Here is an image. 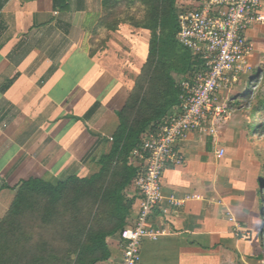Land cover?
<instances>
[{"label": "crops", "instance_id": "1", "mask_svg": "<svg viewBox=\"0 0 264 264\" xmlns=\"http://www.w3.org/2000/svg\"><path fill=\"white\" fill-rule=\"evenodd\" d=\"M104 2L0 0V185L30 177L56 183L100 170L99 159L112 148L118 111L146 63L151 39L150 30L128 23L96 30L107 13ZM200 2L186 3L190 9ZM259 27L264 24L251 29ZM233 88L224 93L229 97ZM201 135L189 133L177 144L186 162L166 168L164 202L151 221L169 233L144 241L140 264H264V223L260 232H248V240L236 234L219 184L207 181L209 169H200ZM218 148L213 153L207 144L202 166L213 154L223 157ZM127 192L137 197L132 220L142 199L134 184ZM14 196L11 189L0 191V212ZM172 196L183 204H172ZM108 244L110 258L97 264L121 262L120 234Z\"/></svg>", "mask_w": 264, "mask_h": 264}, {"label": "trees", "instance_id": "2", "mask_svg": "<svg viewBox=\"0 0 264 264\" xmlns=\"http://www.w3.org/2000/svg\"><path fill=\"white\" fill-rule=\"evenodd\" d=\"M60 3V0H58ZM106 15L96 30H118L121 23L151 31L149 53L111 137V150L91 176L70 174L56 183L39 177L10 186L15 196L0 220V264H97L108 260V238L127 226L136 202L127 189L138 167L131 161L148 130L180 104L178 77L194 74L198 59L177 39L178 0H105ZM96 45V49L102 47ZM93 49L94 51L96 49ZM248 99L250 92L242 95ZM237 100V99H236ZM229 102L231 109L237 101ZM264 108V99L253 115ZM256 123L264 133V115ZM264 184V181H261ZM264 212V206L261 208ZM264 223V217H263Z\"/></svg>", "mask_w": 264, "mask_h": 264}, {"label": "built area", "instance_id": "3", "mask_svg": "<svg viewBox=\"0 0 264 264\" xmlns=\"http://www.w3.org/2000/svg\"><path fill=\"white\" fill-rule=\"evenodd\" d=\"M199 6L179 14L177 39L198 59L194 74L180 76V104L151 130L133 150L131 161L138 167L134 182L142 199L137 215L121 231L123 255L119 264H140L146 239L157 240L169 233L151 221L164 202L163 177L168 165L186 162L177 144L187 134L200 132L216 138L219 126L229 119L231 97L224 96L250 75L254 51L248 31L264 24V0H200ZM225 155L224 148L216 150ZM174 205L183 200L171 197Z\"/></svg>", "mask_w": 264, "mask_h": 264}, {"label": "rangeland", "instance_id": "4", "mask_svg": "<svg viewBox=\"0 0 264 264\" xmlns=\"http://www.w3.org/2000/svg\"><path fill=\"white\" fill-rule=\"evenodd\" d=\"M186 2L180 0V12L188 10ZM250 31L249 36L254 45L250 59L254 68L229 94L231 103L237 99L241 104L233 107L229 119L220 124L216 138L201 133L203 145L198 151V162L203 164L207 144L211 142L213 153V148L225 149L223 157L213 154L210 164L199 166L201 170L209 169L207 181L219 184V197L224 202L226 219L237 223L236 234L246 240L248 232L262 230L264 217L261 210L264 206V184L261 182L264 181V133H260L255 126L261 120L257 116L264 115V108L253 115L254 109L264 99V27ZM247 92H250V97L243 98L242 95ZM224 96H228V93H224ZM7 207H1L0 220L7 212Z\"/></svg>", "mask_w": 264, "mask_h": 264}]
</instances>
